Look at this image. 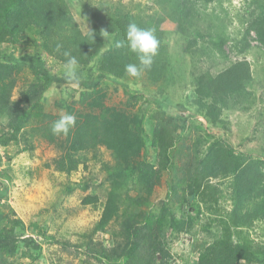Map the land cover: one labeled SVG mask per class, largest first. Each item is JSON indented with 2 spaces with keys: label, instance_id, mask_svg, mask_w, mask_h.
<instances>
[{
  "label": "rangeland",
  "instance_id": "rangeland-1",
  "mask_svg": "<svg viewBox=\"0 0 264 264\" xmlns=\"http://www.w3.org/2000/svg\"><path fill=\"white\" fill-rule=\"evenodd\" d=\"M64 1L87 35L94 21L81 2L96 5L105 0ZM106 1L142 16L162 8L160 0ZM185 2L196 4L195 28H201L205 38L187 50L194 34L174 33L176 28L166 22L163 42L169 51V68L157 80L142 74L116 81L102 75L97 58L88 66L78 63L77 81L54 78L51 83L33 68L36 54L51 75L66 79L64 63L35 44L37 37L1 44L2 63L14 68L6 81L12 80L13 85L0 83L5 84L2 94L8 103L7 109L0 106V192L5 191L0 193V212L9 218L8 226L16 217L26 228L38 224L50 238L38 239L42 251L35 260L30 257L36 253L29 233L15 230L11 244L19 250L16 255H0V264H197L202 249L230 227L236 175H206L210 162L224 158L249 168L256 186L250 206L262 202L264 48L254 32L247 35L246 31L262 12L264 0ZM207 34L227 38L224 54ZM240 60L252 65L254 82L244 100L230 98L223 106L210 94L209 79ZM66 114L76 117L71 133L88 121L95 130L105 125L96 146L77 153L72 158L77 165L68 172L57 164L67 153L66 135L51 131L53 122ZM21 121L25 124L19 141L4 145ZM125 122L130 132L122 139L130 141L129 135L139 139L137 128L143 131L136 152H120L105 144L118 134L120 124L125 132ZM126 163L133 167L123 171ZM203 184L213 189L206 190ZM111 197L118 213L100 230L97 224ZM87 198L96 201L86 204ZM238 231L243 240L249 238L264 250V221ZM134 244L136 259H128L124 250Z\"/></svg>",
  "mask_w": 264,
  "mask_h": 264
},
{
  "label": "trees",
  "instance_id": "trees-1",
  "mask_svg": "<svg viewBox=\"0 0 264 264\" xmlns=\"http://www.w3.org/2000/svg\"><path fill=\"white\" fill-rule=\"evenodd\" d=\"M217 0H205V4L214 3ZM81 2L83 9L88 16L94 21V27L87 35H84L78 25L71 16L69 6L64 0H0V46L3 43L19 44L23 38L37 37L35 44H39L41 49L58 61L66 62L68 57L64 53L68 52L71 56L76 57L78 63L83 66L90 65L95 59L99 58L102 75L123 81L129 75L125 72V65L129 63H137L136 56L131 53L126 47H118L117 44L125 39L126 29L129 23L135 22L141 28H153L155 34L160 40L158 54L154 58V63L150 70L143 74L151 79L161 78L169 68V51L164 41V34L167 30L163 29L166 22H170L176 29L174 33L181 34L193 33L192 43L187 46V50L195 48L197 39H204L205 34L201 28L197 26V12L194 9L196 4L188 5L185 0H160L159 5L162 7L155 10L154 13L136 15L125 6L113 3L112 1H101L96 5L91 1L88 3ZM193 29V32L190 31ZM107 31L109 35L105 38L100 35L101 31ZM254 32L257 41L264 48V8L262 12L255 18L247 28V35ZM94 35L93 39L92 36ZM210 36V39L217 51L225 53L224 47L227 44V38L222 35ZM107 46V48H106ZM36 64L33 68L49 82H58L67 79L58 78L56 75H51L43 65L39 54H36ZM2 52L0 50V83H7L11 77L14 67L7 66L2 63ZM54 76V77H53ZM55 78V79H54ZM254 82V74L252 65L247 60H240L231 63L224 70L219 72L215 77L209 79V92L212 97L226 105L230 98H238L236 102L244 100L247 94V89ZM13 81L7 83L12 86ZM4 94L5 84L0 85V106L8 108L7 98ZM25 119L22 118L21 120ZM87 124L78 125L73 133L70 131L66 135L67 153L62 160L57 162L58 168L61 171H71L77 165L72 159L82 151L89 150L96 146L99 139L103 137V128L105 125H100L98 129L88 126ZM138 123V121H137ZM25 124L24 121L14 125L12 131L8 134L7 141L3 142L7 145L13 141H19L20 130ZM109 124V123H108ZM129 124L124 123L125 132L121 129L117 130V135L112 137V141H105V144L110 147H116L120 152H136L138 145L141 143L143 131L137 128L139 139L133 135H129V140L122 139L123 135L130 132L127 128ZM140 126V124H139ZM117 126L110 125L111 129ZM67 164L69 166H67ZM133 167L131 163H126L124 170H130ZM249 168L243 166L237 160L231 157L224 158L221 161H212L208 164V177H226L228 175H236V194L234 199L233 209L231 210L230 227L224 229V234L212 244L207 245L199 254L197 264H255L264 262V250L255 245L249 238L242 239V231L245 227H252L255 221H264V199L261 203H255L252 207L250 204L254 201L255 196L252 190L255 189V182L249 177ZM148 174L151 176L152 171ZM147 179L149 176L147 175ZM256 179V178H255ZM205 183V182H204ZM206 190H212L210 185H204ZM201 185H199L200 190ZM204 193V189L200 191ZM5 195V191L0 192ZM96 201L95 198H87L86 204ZM193 209V208H192ZM118 208L113 197L107 200L102 216L97 224L98 229L104 230L108 224L116 217ZM15 217V216H14ZM8 217L0 212V225L5 223V228H0V255H16L19 247L16 244H11V239L15 235V230L22 229L29 233V245L35 249V256H30L37 259L41 255L42 247L40 237L49 239L45 230L38 224H30L28 228L19 219L14 218L8 226ZM147 223L151 222L147 220ZM233 229V230H232ZM28 245V246H29ZM133 249L124 250L128 259H136L137 245ZM124 255V253H122ZM154 260H158L156 255ZM148 264V263H147Z\"/></svg>",
  "mask_w": 264,
  "mask_h": 264
},
{
  "label": "clouds",
  "instance_id": "clouds-1",
  "mask_svg": "<svg viewBox=\"0 0 264 264\" xmlns=\"http://www.w3.org/2000/svg\"><path fill=\"white\" fill-rule=\"evenodd\" d=\"M100 35L106 38L109 33L102 30ZM93 37L94 35L92 39ZM159 45L160 40L155 34V29L141 28L135 22L129 23L126 29L125 39L118 42L117 46L126 47L131 53H134L137 63L125 65V72L130 77L139 78L145 71L150 70L154 63V58L158 54ZM64 55L68 57L63 65L64 76L66 79L77 81L78 60L68 52H65ZM75 122V115H62L58 120L53 122L51 131L54 135H67L70 128L75 125Z\"/></svg>",
  "mask_w": 264,
  "mask_h": 264
}]
</instances>
